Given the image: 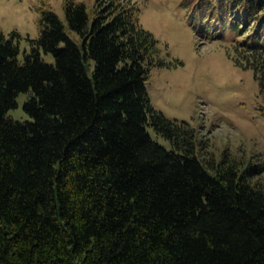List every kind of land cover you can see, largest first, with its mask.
<instances>
[{"label": "trees", "instance_id": "1", "mask_svg": "<svg viewBox=\"0 0 264 264\" xmlns=\"http://www.w3.org/2000/svg\"><path fill=\"white\" fill-rule=\"evenodd\" d=\"M181 4L255 57L264 96V0ZM139 11L44 8L22 59L21 34L0 30V264H264L260 169L205 165L194 129L152 105L146 80L165 63ZM29 90L31 120L8 116Z\"/></svg>", "mask_w": 264, "mask_h": 264}, {"label": "rangeland", "instance_id": "2", "mask_svg": "<svg viewBox=\"0 0 264 264\" xmlns=\"http://www.w3.org/2000/svg\"><path fill=\"white\" fill-rule=\"evenodd\" d=\"M83 1L90 16L102 0ZM139 7V22L158 40L165 66H153L146 80L152 105L165 116L184 121L195 131L196 152L205 165L216 166L223 157L240 170L260 169L251 181L264 188V96L260 91L255 58L230 39L215 37L193 20L182 0H122ZM65 0H0V30L8 37L21 34L20 57L30 51L38 35L42 10L52 9L62 19ZM74 38L75 33L71 32ZM230 40V41H229ZM230 43H229V42ZM232 42V43H231ZM47 61L53 55L43 54ZM258 74V77H256ZM32 90L17 95L7 115L31 120L24 110ZM152 137L167 148L170 141L148 127Z\"/></svg>", "mask_w": 264, "mask_h": 264}]
</instances>
